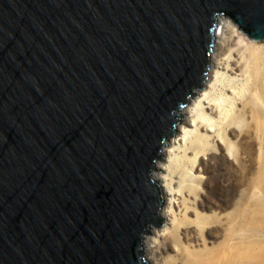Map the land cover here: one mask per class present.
<instances>
[{
    "label": "water",
    "instance_id": "obj_1",
    "mask_svg": "<svg viewBox=\"0 0 264 264\" xmlns=\"http://www.w3.org/2000/svg\"><path fill=\"white\" fill-rule=\"evenodd\" d=\"M221 17L264 41V0H0V264H151Z\"/></svg>",
    "mask_w": 264,
    "mask_h": 264
},
{
    "label": "rangeland",
    "instance_id": "obj_2",
    "mask_svg": "<svg viewBox=\"0 0 264 264\" xmlns=\"http://www.w3.org/2000/svg\"><path fill=\"white\" fill-rule=\"evenodd\" d=\"M220 19L211 58L223 60L222 82L211 99L216 104L226 99L218 113L224 116L223 129L218 138L193 132L192 145L181 150L173 170L179 192L175 226L164 222L158 229L171 230L160 244L164 264H199L205 254L226 256L221 264H264V146L259 133L264 128V41L253 42L232 20L224 18L220 25ZM215 77L209 65L205 83H214ZM204 108L209 118H218L207 104ZM167 206L165 202L163 208ZM176 241L189 249L186 255H176Z\"/></svg>",
    "mask_w": 264,
    "mask_h": 264
},
{
    "label": "bare ground",
    "instance_id": "obj_3",
    "mask_svg": "<svg viewBox=\"0 0 264 264\" xmlns=\"http://www.w3.org/2000/svg\"><path fill=\"white\" fill-rule=\"evenodd\" d=\"M223 21L224 17H221L220 25H223ZM219 36L220 35L216 34V38ZM216 49L217 47L214 48L215 52ZM209 65L211 70L216 71L215 82L210 84L204 83L203 87L207 90L204 93H202L203 88L201 90H196L194 95L197 96V98L195 100H191V98L189 101L190 105L187 104L188 106H185L178 112L179 117H181L179 118L181 122L180 128L178 129L176 135L166 142L165 147L162 150V155L165 162H157L155 165L156 171H153L152 174V177L161 185L165 194V202L166 204L168 203V206L162 209L160 216L168 226L170 225L172 227L175 226V207L178 204L177 196H179V192L174 185L173 170L177 166V160L180 158L181 150L192 145L193 141L191 135L193 132L195 134L203 132L204 134H210V136L218 138L220 136V131L223 129L221 125H223L224 116L219 114H221L224 108L226 99L224 98L222 102H219L218 104L213 103L211 99L212 94L221 87L220 83L222 81L220 77V71L223 69V60L218 61L214 56L211 58ZM209 91H211V93H209ZM231 94L234 95L235 93L232 91ZM205 104L208 106L210 115H216L218 117L216 120H213L204 114ZM228 116L229 115H226V119ZM259 133L262 135L264 146V128L260 129ZM191 175L192 176H189L194 180L196 176L193 174ZM167 227L162 230L151 228V236L148 235L145 237L144 247L146 254L148 255L147 259L152 264H164V262L160 260V244L161 241L164 240L163 238L171 233V230H169ZM184 246L185 245H183L181 241H176L174 252L177 256L182 254L186 255V252L189 251V249L186 250ZM226 259V256L222 259V257L218 255L213 256V254H205V259L200 260L199 264H221L222 261H226Z\"/></svg>",
    "mask_w": 264,
    "mask_h": 264
}]
</instances>
